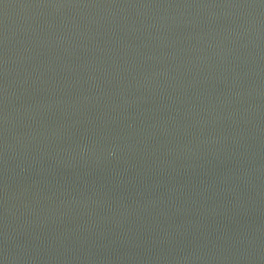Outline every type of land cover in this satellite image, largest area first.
<instances>
[{
	"label": "water",
	"instance_id": "1",
	"mask_svg": "<svg viewBox=\"0 0 264 264\" xmlns=\"http://www.w3.org/2000/svg\"><path fill=\"white\" fill-rule=\"evenodd\" d=\"M0 264H264V0H0Z\"/></svg>",
	"mask_w": 264,
	"mask_h": 264
}]
</instances>
